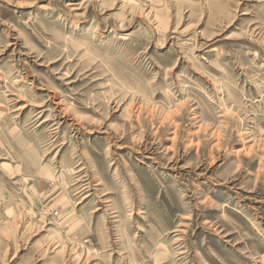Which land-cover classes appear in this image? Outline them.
<instances>
[{
  "label": "rangeland",
  "instance_id": "374dc122",
  "mask_svg": "<svg viewBox=\"0 0 264 264\" xmlns=\"http://www.w3.org/2000/svg\"><path fill=\"white\" fill-rule=\"evenodd\" d=\"M0 264H264V0H0Z\"/></svg>",
  "mask_w": 264,
  "mask_h": 264
}]
</instances>
